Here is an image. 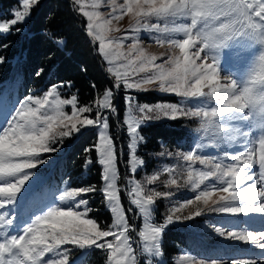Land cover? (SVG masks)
Here are the masks:
<instances>
[{
	"label": "snow or ice",
	"instance_id": "obj_1",
	"mask_svg": "<svg viewBox=\"0 0 264 264\" xmlns=\"http://www.w3.org/2000/svg\"><path fill=\"white\" fill-rule=\"evenodd\" d=\"M39 3L18 0L15 9L0 15V38L21 32L17 25H24ZM72 3L87 20L86 35L99 43L112 84L102 93L92 84L94 98L84 105L76 94L62 96L72 85L61 82L42 95L0 107V264H87L97 250L104 264H169L166 230L206 212L259 224L243 230L213 226L223 240L259 251L231 259L185 253L175 264H264V0H92L90 10L84 0ZM101 8L110 11L105 15ZM125 16L128 28L113 36L122 32L119 22ZM142 32L165 51L148 52ZM241 49L251 53L245 69L224 74L222 59L231 62ZM117 91L125 93L117 126L126 131V144H118L123 137L110 131ZM148 91L180 100L138 104L133 93ZM160 119L196 122L194 146L159 153L175 164L136 179L145 166L138 154L144 142L140 129ZM88 134L96 139L84 149L85 167L100 166V186L64 181V188L46 197L39 191L40 166L50 159L44 154L60 152L65 138ZM165 174V188L187 185L195 195L171 204L157 221V200L174 195L151 187ZM96 196L110 213L106 224L89 215ZM193 205L203 207L184 214Z\"/></svg>",
	"mask_w": 264,
	"mask_h": 264
},
{
	"label": "trees",
	"instance_id": "obj_2",
	"mask_svg": "<svg viewBox=\"0 0 264 264\" xmlns=\"http://www.w3.org/2000/svg\"><path fill=\"white\" fill-rule=\"evenodd\" d=\"M4 9H11L18 5V0H0ZM22 31L11 33L6 38H0V44H7V48L0 47V56L4 62L0 63V81L18 83L23 89L47 90L51 85L61 82H71V88H64L78 96L81 105L93 100L95 91L91 85L95 84L101 93L105 88L111 87V80L105 71V64L98 54L96 43L86 35L85 20L78 11L74 10L72 0H41L32 10V14L24 25H17ZM64 40V46L57 45L50 37ZM43 69L40 75L37 72ZM122 94V93H121ZM64 95V94H63ZM122 96V95H121ZM123 97V96H122ZM149 98V102L160 99L151 92L141 94ZM122 105L117 108V114L111 118V132L123 137L117 143H127L125 130L117 126L121 120ZM118 103H115V105ZM120 115H119V113ZM183 121L152 123L141 128L144 142L139 149V155L145 161L144 174L151 175L172 166L175 161L170 157H163L159 153L164 151H187L190 143L185 140L187 130L182 127ZM124 131V132H123ZM125 138V139H124ZM96 139L95 136L81 135L74 145L69 148L65 156V176L73 187L101 184L100 166L95 162L86 170L84 161L85 148L89 147ZM163 146V147H162ZM94 157V153L92 154ZM121 167V166H120ZM167 178L161 175L158 185H153L158 191H169L163 186L162 181ZM186 194L194 196L190 186H183ZM178 198V197H177ZM176 194L170 198L157 200L156 220L162 219L168 207L176 203ZM181 201L184 200L180 197ZM123 202L126 203L123 196ZM174 202V203H173ZM94 209L91 218L106 224L110 220V213L101 203L99 196L90 200ZM192 229L187 224H173L169 226L163 237L165 260L175 264V258L181 251L190 246ZM101 253V252H100ZM95 257L93 264H104V255Z\"/></svg>",
	"mask_w": 264,
	"mask_h": 264
},
{
	"label": "rangeland",
	"instance_id": "obj_3",
	"mask_svg": "<svg viewBox=\"0 0 264 264\" xmlns=\"http://www.w3.org/2000/svg\"><path fill=\"white\" fill-rule=\"evenodd\" d=\"M41 1V0H40ZM86 10H90V4L92 3V0H84ZM18 6V5H17ZM17 6L12 7L11 9H4L2 8L0 4V15H2L4 12L10 11L15 9ZM101 12L107 13L110 11L108 8H101ZM79 13V12H78ZM81 14V13H80ZM82 15V14H81ZM83 17V15H82ZM85 20V26L87 24V20L85 17H83ZM28 21V20H27ZM129 24V18L127 16L124 17L123 20L119 22V26L121 27L122 32L121 33H112L113 36L121 35L124 33V30L128 28ZM142 46L147 49L148 52L154 53L159 55L160 53L164 52L165 49L160 48L159 46L155 45L153 41L151 40V37L148 33H141L140 35ZM63 43L60 44L61 46H64L65 41L62 40ZM130 43V41L128 42ZM151 45V46H150ZM96 47L98 50L99 43L96 42ZM254 51V50H253ZM251 53L249 51H245L243 49L239 50L238 52L233 53L231 62H225L223 59L221 61L222 67L225 69L224 74H227L229 71H234L237 73L242 72L245 69V58L250 56ZM102 58V57H101ZM103 61V59H102ZM105 64V62L103 61ZM106 67V64H105ZM46 90L42 89H29L25 90L23 89V86L18 83H6L3 81H0V107L3 106L5 102H7V106L11 107L13 104H15L18 100L24 99L28 95H42V93ZM153 93L157 96H160V99L156 101L149 102V98L141 97V94L145 93ZM122 93V94H121ZM64 94V95H63ZM71 94L70 91L62 90V96L68 97ZM74 94V93H72ZM136 96V100L138 104H149L154 105L158 102H178L180 100L179 97H176L174 95L164 94L157 91H148V92H137L133 93ZM123 97H122V96ZM124 95L122 91H117L115 95V103L118 100V103L116 104V107L118 108L120 105H122L121 99L123 98V106L121 109V119L124 116L125 113V105H124ZM18 106V105H17ZM66 111L70 112V106L66 108ZM119 113V111H118ZM120 115V113H119ZM114 117V116H113ZM183 121L182 127H184L187 130V135L185 140L190 143V147L194 146L195 138L197 137L196 129L198 127L197 123L188 120V119H177ZM172 120L168 119H160V120H154L150 121L147 124L143 125L142 127L148 126L152 123H160V122H168ZM111 124V123H110ZM141 127V128H142ZM111 131V128H110ZM124 132V131H123ZM141 134V129H140ZM126 136V131H125ZM80 137V136H79ZM79 137L73 136L72 138H65L64 140V147L61 148L60 152L58 153H51V154H44L46 157H50L49 163L47 166H40L39 169V176H40V185H39V191L42 192L46 197H51L53 193H57L58 189L64 188L66 185L63 183L64 181L68 182V178L65 176V170H64V164H65V156L69 151V148L74 145L75 141L78 140ZM125 139V138H124ZM127 139V138H126ZM140 149V148H139ZM190 149V148H189ZM208 152H215V149H208ZM179 152V151H174ZM139 153V151H138ZM166 157V156H163ZM85 158V157H84ZM85 165V161H84ZM91 165L85 167L87 170ZM167 167V166H165ZM145 168V166H144ZM144 169L139 172V174L136 176V179H143L145 177ZM121 184H123V172H124V166L121 165ZM36 177H33V180H35ZM31 183V181H30ZM159 183L157 182L156 185ZM153 187V185L151 186ZM169 191H172L176 194V203L183 202L181 201L180 197H183L185 199L191 198V194H186L187 190H184L183 186L177 189L176 187H170L168 188ZM195 195V193H194ZM123 194L121 195V199L123 202ZM194 197V196H193ZM125 198V197H124ZM126 201V198H125ZM174 203V202H173ZM203 207L202 205H193L190 206L187 209H184V214H188L190 212H193L196 210V207ZM90 215V214H89ZM156 219V217H155ZM247 218L244 217H231V216H225L222 214H217L214 212H206L204 215H201L199 217H196L192 221H186L184 223L180 224H187V226H190L192 229V234L195 236V238H192L191 244L189 247L183 249L176 258H178L182 254H190L196 258H203L207 256H214V257H223L225 259H231V258H241V257H249V256H255L259 250H252V251H245V249H248L250 246L245 245L242 242H235L232 244V242L223 240L221 237L217 236L213 226L215 227H227L229 229H235V230H243L245 228H258L259 224L255 225H246L243 223V220H246ZM135 223L139 226L140 221L136 220ZM178 224V223H176ZM232 245V246H230ZM100 251L97 250L96 254L90 257L87 261V264H93L92 262H95V257L100 255ZM175 258V260H176Z\"/></svg>",
	"mask_w": 264,
	"mask_h": 264
}]
</instances>
